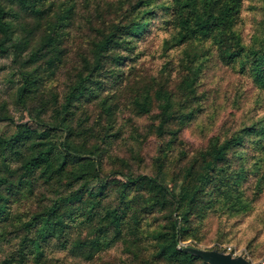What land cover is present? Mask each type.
Segmentation results:
<instances>
[{
    "label": "trees",
    "instance_id": "1",
    "mask_svg": "<svg viewBox=\"0 0 264 264\" xmlns=\"http://www.w3.org/2000/svg\"><path fill=\"white\" fill-rule=\"evenodd\" d=\"M8 53L0 264H208L179 245L264 237V0H0Z\"/></svg>",
    "mask_w": 264,
    "mask_h": 264
},
{
    "label": "rangeland",
    "instance_id": "2",
    "mask_svg": "<svg viewBox=\"0 0 264 264\" xmlns=\"http://www.w3.org/2000/svg\"><path fill=\"white\" fill-rule=\"evenodd\" d=\"M250 2L247 1L245 4V11H244V15L247 17L248 19V24L247 27L252 28V24H251V19L255 16L253 11H251L249 8ZM160 42L158 41L157 44H153L151 46V50H156L159 49L160 47ZM149 57H152L156 62H159L160 59L157 58L155 59L151 54L146 58L148 59ZM12 54L8 53L5 55L0 56V91L2 94L7 95L13 88L14 86V82L13 80H15L17 78V75L14 76V71L12 68ZM151 61L149 62L148 66L152 67L151 65ZM222 73H219V75H217V78H215L216 80L211 84L212 86H215V84L217 82H219V80L222 77ZM227 80L224 81V87L228 85V80H230L229 76L227 75ZM235 78H233L232 81H234ZM209 79L206 81V88H210L211 85L208 84ZM124 122H126V120H123ZM138 122L140 124H145L146 123V118H141L138 120ZM125 126V125H124ZM126 129H128V126L126 124ZM12 128H9V131L12 132ZM129 132H127L126 130V136L128 137ZM184 137L190 142V143H194V144H198L200 142H202L204 139L202 137H200L192 127L184 130ZM127 142H130L127 139ZM120 144V148H118V151H120L121 153H123L126 149V140H121L118 142V145ZM152 145H147L146 150H145V155H146V159L147 161H150V158L153 154L152 153ZM123 151V152H122ZM252 234H247L245 232H243V230L236 228L234 231H232L231 234H229L230 237V241H226V242H219L217 240H213L208 244H198L201 246H206V247H218L220 249H223L227 252H232V253H246L248 255V257L253 260L255 262V264L260 263L261 260L264 259V237L261 239H258V241L253 242V246L252 247H248V239L251 237ZM186 243H195L194 241H186ZM110 256L107 259L110 260H119L120 257H122V252H121V246L118 244L116 246H114L112 249L109 250ZM58 255H64L65 251L61 250V251H57ZM83 264H88L87 262H83Z\"/></svg>",
    "mask_w": 264,
    "mask_h": 264
},
{
    "label": "water",
    "instance_id": "3",
    "mask_svg": "<svg viewBox=\"0 0 264 264\" xmlns=\"http://www.w3.org/2000/svg\"><path fill=\"white\" fill-rule=\"evenodd\" d=\"M179 248L191 255L201 257L208 264H252L244 255H233L218 247H206L191 243H182Z\"/></svg>",
    "mask_w": 264,
    "mask_h": 264
},
{
    "label": "built area",
    "instance_id": "4",
    "mask_svg": "<svg viewBox=\"0 0 264 264\" xmlns=\"http://www.w3.org/2000/svg\"><path fill=\"white\" fill-rule=\"evenodd\" d=\"M240 254L246 256V257L251 261L252 264H255V262H254L253 260H251V259L248 257V255H247L246 253H240ZM233 255H239V254H237V253L235 252V253H233ZM258 264H264V259L261 260L260 263H258Z\"/></svg>",
    "mask_w": 264,
    "mask_h": 264
}]
</instances>
